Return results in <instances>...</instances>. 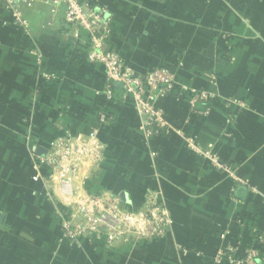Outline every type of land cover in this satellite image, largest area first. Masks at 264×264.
<instances>
[{"label": "crops", "instance_id": "1", "mask_svg": "<svg viewBox=\"0 0 264 264\" xmlns=\"http://www.w3.org/2000/svg\"><path fill=\"white\" fill-rule=\"evenodd\" d=\"M46 1L19 7L26 29L0 3V264H227L213 259L229 243L264 252L254 238L264 233V0H83L107 9L105 50L135 74L164 68L210 96L196 112L185 91L156 103L200 154L176 135L146 138L132 99L84 62V38ZM92 130V154L66 191L40 159L56 139ZM150 193L170 217L163 238L58 243L60 223L91 198L138 216Z\"/></svg>", "mask_w": 264, "mask_h": 264}, {"label": "built area", "instance_id": "2", "mask_svg": "<svg viewBox=\"0 0 264 264\" xmlns=\"http://www.w3.org/2000/svg\"><path fill=\"white\" fill-rule=\"evenodd\" d=\"M34 0H0L11 11L14 23L26 29L27 23L22 19L19 7L30 6ZM55 13L62 10L63 23L79 40L82 36L86 42L83 60L88 64L103 68L106 82L120 85L123 99L131 98L134 110L141 120V131L146 138L152 136L176 135L184 140L186 147L195 153H201L198 146L184 132L172 125L164 113L156 106L157 100L171 95L175 90L189 94L188 107L196 112V105L207 102L209 95L202 91L188 88L176 81L175 74L164 68H154L144 75H137L126 66L122 56L115 50L106 51L105 47L111 34V16L105 8H93L83 0H48ZM49 79V76H44ZM104 94L112 99V89L107 86ZM109 117L100 116L99 123L107 124ZM97 131L92 130L86 139L67 136L56 139L49 148V153L40 163L57 172L60 183L68 191V177L79 171V163L92 154L90 146ZM213 166L227 173L236 184L245 183L230 173L229 168L214 157L208 156ZM170 226V217L159 204L157 196L148 194L145 213L132 216L118 209L113 200L91 198L87 207H79L71 219L62 221L57 231L60 245L77 247L82 239L104 241L106 246L128 244L133 238L157 240L165 236ZM255 242L264 244V233L255 234ZM214 262L227 264H264V252L255 248H242L239 243L227 244L219 250Z\"/></svg>", "mask_w": 264, "mask_h": 264}, {"label": "water", "instance_id": "3", "mask_svg": "<svg viewBox=\"0 0 264 264\" xmlns=\"http://www.w3.org/2000/svg\"><path fill=\"white\" fill-rule=\"evenodd\" d=\"M43 151L42 150H38L37 154L38 155H42ZM243 191V190H242Z\"/></svg>", "mask_w": 264, "mask_h": 264}]
</instances>
